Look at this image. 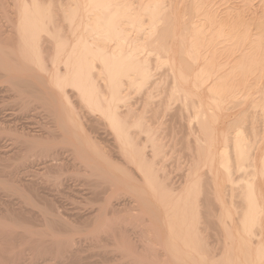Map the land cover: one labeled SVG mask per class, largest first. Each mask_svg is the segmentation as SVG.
<instances>
[{
  "label": "bare ground",
  "instance_id": "6f19581e",
  "mask_svg": "<svg viewBox=\"0 0 264 264\" xmlns=\"http://www.w3.org/2000/svg\"><path fill=\"white\" fill-rule=\"evenodd\" d=\"M13 1L9 35L0 30V83L9 84L0 92L22 111L44 104L55 126L34 135L0 123V143L14 132L26 146L0 154L2 171L13 162L12 176L32 178L0 176L1 191L21 199L0 214V264H89V246L110 264H264V114L259 129L249 112L264 109V33L243 36L249 51L235 59L237 26L219 23L206 0ZM175 101L194 113L197 154L177 179L159 173L167 136L154 127ZM41 171L56 175L51 195L65 174L84 178L88 212L66 217L53 200L34 215Z\"/></svg>",
  "mask_w": 264,
  "mask_h": 264
},
{
  "label": "rangeland",
  "instance_id": "374dc122",
  "mask_svg": "<svg viewBox=\"0 0 264 264\" xmlns=\"http://www.w3.org/2000/svg\"><path fill=\"white\" fill-rule=\"evenodd\" d=\"M5 1V2H4ZM6 1H8V3L6 2ZM205 1V0H204ZM206 1H208V3L209 4H211L210 6H208L207 8L211 11H214L215 12V14H217V15H215L216 16V18H217V20L219 21V23H223L222 25H225L226 26V28L228 27H230V25L232 26V27H235V26H237V28H236V32L237 33H239L237 36H238V38H241V39H238V40H236V42H235V49H236V47H237V52L234 50V55L232 56V57H234L235 59L236 58H239V57H241V55H243V53L244 52H248L249 51V46H247L246 45V42L243 40V42H242V39H243V36H244V39H246L245 38V36H247V37H251L252 39L254 38H257V36L256 35H258L260 32H262V34L264 33V26H262L261 27V23H262V21H263V23H264V0H206ZM248 1V2H247ZM211 2V3H210ZM12 5V6H11ZM15 7V3H14V1L12 0H0V30L2 31L1 32V36H2V38L3 37H5V36H8L9 34H8V24H7V21L5 20V16L6 15H8V12H14V10H11V9H15L14 8ZM2 10V11H1ZM6 10V11H5ZM211 11V12H212ZM4 12V13H3ZM7 12V13H6ZM214 12H212V14L214 13ZM217 12V13H216ZM3 14H5V15H3ZM10 15H12V14H10ZM1 16H3V17H1ZM232 18H231V17ZM2 19V20H1ZM6 22H5V21ZM242 21V22H241ZM244 21V22H243ZM2 23V24H1ZM231 23H235V26H234V24L232 25ZM238 23V24H237ZM242 23V24H241ZM245 23V24H244ZM262 23V24H263ZM230 24V25H229ZM4 25H6V26H4ZM5 27H6V29H5ZM232 27H230L229 29H231ZM227 28V29H228ZM4 31H3V30ZM240 30V31H239ZM243 32H242V31ZM246 31H247V34H246ZM2 33H4L5 35H3ZM7 33V34H6ZM242 35V36H241ZM255 35V36H254ZM240 36V37H239ZM264 36V35H263ZM241 41V42H240ZM241 43V44H240ZM239 44H240V46H239ZM242 45V46H241ZM246 47H248V48H246ZM248 50V51H247ZM242 52V53H241ZM51 53V52H50ZM51 56V54H48L46 57H50ZM47 60H49V58H46ZM46 60V62L47 63H49V61H47ZM48 65V64H47ZM48 68H49V70L48 71H50V69H51V67L48 65ZM163 71H161L159 74H161ZM160 76V75H159ZM158 76V77H159ZM253 78L251 79V82H254L255 83V81L253 80ZM260 84L261 85H263L264 84V77H263V79H261L260 80ZM4 85V86H3ZM6 85V86H5ZM7 85L9 86V84L8 83H0V89H4L5 87H7ZM257 86L258 85H256V86H253L252 88V90H251V92L252 93H255L256 92V90L258 89L257 88ZM3 91H1L0 92V94L2 93ZM12 94V93H11ZM10 93H8V92H6L5 94L4 93H2L1 95H0V110H1V108L3 107L4 108V106H5V109H6V111H7V113H5V109H3L2 108V110L0 111V117L4 114L5 115V119H4V115L0 118V123L3 125L4 124V121L6 120V121H8L9 122V124L10 123H13V124H10V125H12L11 127H17V125L19 126V127H17V129L20 131V132H22V130H23V133H24V131H25V133L26 134H28V133H31L32 134V132H33V134L35 135V134H37V132H38V135H39V131L38 130H40V132H42V131H44V129H49V128H53V126H55V121L53 120V118L51 119V116H52V114H51V112L49 113V109H47V108H45V106H44V104L42 105L41 103L40 104H36V106L34 105L33 107L31 106L30 108H29V111L28 110H26V111H22V108L20 109V105H18V106H16L17 104L15 103L14 104V102H13V104H11L12 102H10V101H12L11 100V96H13V95H11ZM4 96H6L5 98H4ZM9 96V97H8ZM75 95L73 94V96H72V93L70 94V98H72V99H69V101L71 100L72 102L75 100V104H76V100L77 99H75V97H74ZM256 96H258V95H256ZM252 97V96H251ZM4 98V99H3ZM9 100V98H10V100L8 101L7 99ZM77 98V97H76ZM248 98V97H247ZM6 99V100H5ZM13 99V98H12ZM244 98H242V100H243ZM251 98H248V99H246V101H247V105H244L243 106V108H246L247 107V109H248V104L250 103L251 104V101L249 102V100H250ZM14 100V99H13ZM239 100H241V98H239ZM245 100V99H244ZM1 101H3V102H1ZM158 102L159 101V99L158 100H155V102ZM10 104H9V103ZM244 102V101H243ZM3 103V104H2ZM9 104L8 106H7V104ZM70 103V102H69ZM74 103V102H73ZM72 104V103H71ZM172 105H170V110L169 109H166L167 107H166V105H163L162 106V108H160L161 109V112H164V111H167V112H165V113H167V114H163V116H165V117H160V118H163L162 120L161 119H159L158 120V124H156V123H154L155 124V129H157L156 131H158V133L160 134H158L159 136H163V137H166L167 138V140L165 139L164 141H165V151L163 152V154L161 155L162 156V158H161V156L158 158V160L156 159L155 160V162H157L156 164V166H158L157 168H158V170H159V173L161 172V176H163V177H165V175L167 176L168 175V177L169 176H171L172 178H180L181 176V174H182V176L183 175H186L185 173H187L186 171L187 170H189V168L191 167V165L194 163V160H196L195 158H196V151H195V153H194V150H196V146H195V141L192 139V138H194L193 136V133H191V135H190V132H192L190 129H191V126L193 127V126H196L195 125V121H194V123H193V119L191 120L190 118L191 117H189V116H191V115H193L192 113H191V110H190V115H188V113H186V110L184 111L183 109H182V104H181V102L180 101H178V103L175 101L174 103H171ZM246 104V103H245ZM2 105V106H1ZM15 107H14V106ZM178 105V106H177ZM251 106V105H250ZM36 107V108H35ZM165 107V108H164ZM174 107V108H173ZM180 108V109H178V108ZM12 108V109H11ZM242 108V106L241 107H239V108H237V109H235V110H232V111H225V114H229V115H232L231 117H234L235 115H237L238 114V112H239V110H242L243 109ZM11 109V110H10ZM77 109H79V108H77ZM12 110H13V112L15 113H13L12 112ZM23 110H25V109H23ZM32 110V111H31ZM164 110V111H163ZM179 110V111H178ZM249 112H252V113H255L256 111V116H257V118H259L260 119V121H259V119L257 120V124L255 123V126L256 127H261L262 125V123H263V119H261L262 118V115L261 114H264V109L262 110V109H254V108H252L251 107V109H250V107H249ZM255 110V111H254ZM8 111H9V113H8ZM10 111H11V114L13 115H15V117H11V114H10ZM22 111V112H21ZM2 112H4L3 114H1ZM33 112V113H32ZM185 112V113H184ZM188 112V111H187ZM183 113V114H182ZM18 114V115H17ZM21 114V115H20ZM161 114V115H162ZM223 114H224V111H223ZM224 114V115H225ZM13 115V116H14ZM17 115V116H16ZM168 115V116H167ZM185 115V116H184ZM255 116V117H256ZM193 117V116H192ZM2 118H3V121H2ZM10 118V119H9ZM13 118V119H12ZM21 118V119H20ZM14 120V121H13ZM53 120V121H52ZM161 120V121H160ZM165 120H167V121H165ZM189 120H191V122H192V124H191V126L189 127ZM5 121V126H8V122H6ZM160 121V122H159ZM178 121V122H177ZM188 121V122H187ZM259 121V122H258ZM262 122V123H261ZM160 123V124H159ZM161 123H162V125H161ZM175 123V124H174ZM165 124V125H164ZM188 125V126H187ZM25 126V127H24ZM164 126H165V128H164ZM224 125L222 124L221 125V127H223ZM10 127V126H9ZM43 129H42V128ZM153 127V128H154ZM190 129H189V128ZM30 128V129H29ZM159 128V129H158ZM160 128H161V130H160ZM172 128V129H171ZM260 129V128H259ZM27 130H28V132H27ZM33 130V131H32ZM35 130V131H34ZM36 130H37V132H36ZM42 130V131H41ZM105 130V129H104ZM104 130H102V132L104 131ZM108 130V129H107ZM107 130L105 131V132H107ZM190 130V131H189ZM258 130V129H257ZM30 131V132H29ZM166 131V132H165ZM194 131H195V129H194ZM167 133V134H166ZM14 134H16V133H14V132H12V133H10L8 136L7 135H4V136H6L5 137V139H3L4 140V142L3 141H1V143H0V148L2 147V145L4 144L5 145V148H7V149H5L4 147H2L0 150V154H4L5 155V152H12V151H14L15 149V147L16 148H21V149H25L26 148V146L24 145V143H18L16 140H14ZM166 134V135H165ZM30 135V134H29ZM170 135V136H169ZM31 137H32V135H30ZM104 136H105V133H104ZM16 137V136H15ZM175 139H174V138ZM190 137V138H189ZM7 138V139H6ZM192 139V140H191ZM5 140H6V142H5ZM14 140V141H13ZM177 140V141H176ZM168 141V142H167ZM171 141V142H170ZM187 141H188V143H187ZM18 143V145H20V146H18L17 147V143ZM170 142V143H169ZM191 142H193V143H191ZM10 143H12V145L10 144ZM16 143V144H15ZM109 143H111V142H109ZM109 143L108 142H106V144L107 145H109ZM113 143V142H112ZM169 143V144H168ZM262 145H263V148H264V137H263V140H262ZM22 144H23V146H22ZM175 144V145H174ZM192 145V147H191V145ZM3 145V146H4ZM7 145V146H6ZM111 145V147L113 146L112 144H110ZM169 145H172V146H169ZM188 145H190L189 147H188ZM9 146H12L11 148L9 147ZM168 146L170 147V148H168ZM9 147V148H8ZM150 148V147H149ZM149 148H148V150H149ZM191 148H192V150H193V152H192V150H191ZM10 149V150H9ZM11 149H14V150H11ZM191 150V151H190ZM5 151V152H4ZM3 152V153H2ZM9 152V153H10ZM6 153V154H7ZM3 155V156H4ZM195 155V156H194ZM193 156H194V158H193ZM1 158H2V155H0V163H3V159L4 158H6L5 156H4V158L1 160ZM2 161V162H1ZM5 161H7V160H4V162ZM193 162V163H192ZM10 163V162H9ZM12 164H13V162H11ZM160 163V164H159ZM4 164V163H3ZM7 164V163H6ZM10 165V166H12V168L11 169H6V171H5V169L2 171V164H0V176L2 177V179H4V180H6V181H8L9 180V178L12 176V172H15V170L13 169L14 168V165ZM5 165V164H4ZM7 165H9V164H7ZM6 165V166H7ZM189 166V167H188ZM164 169V170H163ZM10 170H12V171H10ZM14 170V171H13ZM2 171V172H1ZM5 171V173H3ZM8 171V172H7ZM7 172V173H6ZM10 172V173H9ZM42 173L44 172V171H41ZM165 172H167V173H165ZM40 173V174H38L37 175V178L38 179H34V178H36V176L35 177H33V180H35L34 182H36L37 180H38V184L40 183L45 189H41L40 191V193H39V195H37V194H35V193H32L35 197H33V199H34V201L35 202H37V206H35V207H33V213H34V215L37 213L38 214V211H37V209H43L44 207H47V206H50L49 208H51V206L53 207V205H55L53 202L56 200V202H59L57 205H58V207H59V210H58V207H57V205L55 206L56 207V209L58 210V212L60 211L61 213L62 212H66V214H67V211L70 213L72 210H74L75 209V207H78V209H75V210H77V211H79L80 213H82L83 211H80L81 209L83 210L84 209V206L86 205V207L88 208H85V209H87V211L84 209V213H86V212H88V210L90 209V206L88 207L87 206V204L89 203L87 200H84V198L85 199H88V197H86L87 195V192H86V194L84 195V193H85V189H86V185L84 184V178H82V177H77V178H75V177H73V178H70V176H71V174H70V176H69V174L66 176V174L63 176L64 177V184H62V187H61V189H60V187L58 188V190H56V194H58V193H60L61 194V192L63 191V185H65V183H67V184H69V186H71V187H73V185H74V187H73V189L72 188H69V186L67 187V184H66V186H65V188H66V190L69 192H65V191H63V192H65V194H67L68 195V197H66V196H64L65 194L63 193V194H61V197L63 198H61V197H59L58 198V200H57V198H55V195L54 194H50V192L48 191V190H51V193H52V190H54L55 188H51V186L50 185H52V184H54V179H52V178H55L56 179V175H54L53 174V172L51 173V172H48V174L45 172V173ZM164 175H163V174ZM169 173H170V175H169ZM8 175L9 176V178H7L8 176H5V175ZM49 174H51V176L49 175ZM3 175H4V177H3ZM50 176V177H47V176ZM52 175H54V176H52ZM177 177H176V176ZM179 175V176H178ZM68 177V178H70V179H66V180H68V182H66V180H65V178L66 177ZM174 176V177H173ZM1 177H0V179H1ZM19 177H21V178H19L18 179V175H17V178L15 177V175H13L12 176V178H10V179H14L15 181H17V182H22L23 181V183L25 184V182H27L28 180L27 179H29V180H31L32 178L30 177V176H28V175H23V177H22V175H19ZM30 177V178H29ZM72 177V176H71ZM137 177H138V175H137ZM16 178V179H15ZM138 178H140L141 179V177L139 176ZM24 179V180H23ZM47 179V180H46ZM50 179V180H49ZM51 179H52V181H51ZM73 179V181H71ZM27 180V181H26ZM43 180L44 181H46V182H43ZM49 180V181H48ZM54 180V181H53ZM139 180V179H138ZM25 181V182H24ZM44 183H42V182ZM142 181V180H141ZM50 182H52V184L50 183ZM73 183V184H72ZM72 184V185H71ZM77 186H76V185ZM47 185V186H46ZM50 186V188L51 189H48L49 188V186ZM84 185V186H83ZM46 186V187H45ZM40 187V186H39ZM42 187V188H43ZM77 187H78V189H77ZM46 188L48 189L47 190V192H49V195H47L48 193L46 192ZM65 188H64V190H65ZM74 188H76L77 190H79L78 191V193L76 192L77 190L76 189H74ZM84 188V189H83ZM75 190V191H73L72 192V195L70 194V191L69 190ZM82 191H81V190ZM1 190H3V189H0V214H2V213H4L5 212V209L7 208V205H9V203H8V201L9 202H11L12 201V203L14 204L16 201H17V203H20V201H21V199L19 200V196L17 195V196H15V194H13V193H11V192H7L6 190H4L3 192L1 191ZM43 190L45 191V192H43ZM60 190H62L61 192H60ZM87 190V189H86ZM58 191V192H57ZM81 191V192H80ZM6 192V193H5ZM46 194L48 197H49V199H51V198H53V195H54V198L53 199H51V201H52V203H49V202H51V201H48V200H46L45 198H46V196L43 194ZM79 192L80 193H82V194H79ZM42 193V194H41ZM12 194H13V196L15 197H13L12 196ZM73 194H76V196H74L73 197ZM41 195V196H40ZM42 195H43V198H42ZM50 195L52 196L51 198H50ZM63 195V196H62ZM72 196V198H71V196ZM12 196V197H11ZM44 196H45V198H44ZM60 196V195H59ZM70 196V197H69ZM56 197H58V195L56 196ZM78 197V198H77ZM60 198H61V200H60ZM75 198V199H74ZM7 199H8V201H7ZM74 199V200H73ZM11 200V201H10ZM18 200H19V202H18ZM38 200V201H37ZM54 200V201H53ZM14 201V202H13ZM84 201H86V202H84ZM2 202V203H1ZM55 202V203H56ZM88 202V203H87ZM8 203V204H7ZM16 203V204H17ZM47 205H46V204ZM61 203V204H60ZM84 203H87V204H85L84 205ZM91 203H93V201L91 202ZM4 204H7L6 205V207L4 206ZM63 204V205H62ZM76 204V205H75ZM95 204V203H94ZM2 205V206H1ZM41 205V206H40ZM45 205V206H44ZM60 205H61V207L62 208H60ZM91 205V204H90ZM37 207V208H36ZM40 207V208H39ZM3 208H4V211H3ZM48 208V207H47ZM80 208V209H79ZM122 208V207H121ZM123 208H124V206H123ZM122 208V209H123ZM28 210H30V209H28ZM31 211L32 210H30V214H28L29 216L31 215V214H33V213H31ZM37 211V212H36ZM77 211L75 212V213H77ZM68 213V214H69ZM73 213H74V211H73ZM72 212L70 213V214H73ZM124 213L125 214H127V212H125V211H123V215H124ZM36 214V215H37ZM40 214V213H39ZM63 215L65 214V213H62ZM66 214H65V216H66ZM83 214V213H82ZM119 214H120V212H119ZM85 215V214H84ZM116 215L117 216H119L117 213H116ZM116 215L114 216L115 218L114 219H116ZM122 215V216H123ZM1 216H3V215H1ZM0 216V217H1ZM67 216H69V215H67ZM66 216V217H67ZM25 218H29V217H24L23 219L25 220ZM22 219V218H21ZM22 219V220H23ZM73 219V218H72ZM75 219V218H74ZM140 218H137L136 219V221L137 222H139L140 220H139ZM30 220V219H29ZM24 221L26 224H28L27 226H29L30 224L31 225H34V224H36V225H34L35 226V229L36 228H38V229H41L42 228V226H41V222L40 223H38L39 222V220H40V217H39V220H38V218L37 219H32L33 221H35L34 222V224H33V222H31V221ZM38 222H37V221ZM139 220V221H138ZM23 222V223H24ZM30 222V223H29ZM37 222V223H36ZM24 223V224H25ZM40 225V226H39ZM34 226H32V228L34 227ZM38 226V227H37ZM83 236V235H82ZM88 237V236H87ZM0 239H2V238H0ZM82 239H84V237L82 238ZM82 239H81V241H82ZM88 239H90V237H88ZM86 240H87V238H85V241H83V243H89V241L88 242H86ZM78 243H75L72 247L73 248H78V245H79V247H80V245L82 244V242H81V244H78ZM85 244V246L84 247H88L89 246V244H87L86 245ZM77 246V247H76ZM82 246V245H81ZM71 247V248H72ZM90 247V246H89ZM85 248L86 250H84V251H86V254L84 253V255L83 256H87V257H83L86 261L85 262H87V263H89V264H110V263H108V262H105L104 263V261L102 260V258L100 257L101 256V254H99V250H97V248L95 247V248H93V247H90V248ZM101 252V251H100ZM99 254V255H98ZM101 258V259H100ZM98 259H100V260H98ZM59 260V259H58ZM101 261V262H100ZM103 261V262H102ZM55 262H57V259H56V261ZM84 262V263H85ZM111 264H114V263H111Z\"/></svg>",
  "mask_w": 264,
  "mask_h": 264
}]
</instances>
